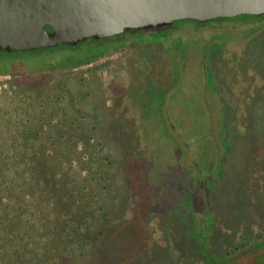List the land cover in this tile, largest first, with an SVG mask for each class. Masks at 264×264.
<instances>
[{"label": "rangeland", "instance_id": "obj_1", "mask_svg": "<svg viewBox=\"0 0 264 264\" xmlns=\"http://www.w3.org/2000/svg\"><path fill=\"white\" fill-rule=\"evenodd\" d=\"M262 25L258 37L249 31L251 24L242 22L204 28L201 33L208 44L203 50L207 47L208 54L202 62L201 52L194 53L199 58L183 63L149 54L131 74L125 92L131 111L121 115L117 126L104 118L107 111L69 108L73 96L68 80L46 77L36 55L19 60L26 67H18L21 72L15 81L0 73V95L32 97L42 120L60 127L55 128V137L63 130L69 146L78 150L72 155L75 169L81 161L91 171L89 177L100 174L98 182L89 181V204H81L83 217L74 219L83 224L84 255L73 264H168V252L159 254L150 248L162 243L189 251L190 245L174 227L171 242L164 244L165 229L161 232L158 225L172 217L165 210L170 200L179 202L172 221L179 220L180 229L191 238L198 229L202 201L210 211L216 204V230L221 232L231 223L223 210L231 211L237 221L246 211L254 214L258 209L264 215V168L260 170L255 154V139L260 138L264 123L259 103L264 91ZM185 29L190 33V27ZM5 114L0 106L1 135V123L10 118ZM75 114L85 118L75 119L78 124L73 125ZM209 142H214V150ZM131 187L142 200L129 214L132 222H123ZM98 190L93 199L91 194ZM154 214L158 218L149 219ZM207 219L206 228L211 230L213 222Z\"/></svg>", "mask_w": 264, "mask_h": 264}, {"label": "flooded vegetation", "instance_id": "obj_2", "mask_svg": "<svg viewBox=\"0 0 264 264\" xmlns=\"http://www.w3.org/2000/svg\"><path fill=\"white\" fill-rule=\"evenodd\" d=\"M226 22L251 24L252 27L250 26L249 31H251L253 37H258L259 26L264 25V16L241 14L229 18H215L207 22L180 19L174 21L172 30L160 36H156L151 32L133 31L107 39L88 37L83 41H79L75 46L58 44L49 48L41 47L29 51H0V73H8L11 81H15V76L21 72L18 67H26L19 60L22 62L27 61L36 55L38 57L37 65L46 77H52L57 82L64 79L68 80L67 86L73 96L69 101V108L74 111L75 109L107 111L104 118H108L107 121L111 122L112 126L113 124L117 126L115 123L121 118V115H129L131 111L130 104L125 97V92L131 86V74L137 73L135 69L138 68L141 62L143 64L149 54L155 52L157 55L161 54L163 57L177 63L192 61L199 57L200 62L205 61L208 53L207 47L203 50V46L208 44V40L201 33L202 30L213 24ZM187 26L191 29L190 33H187V29H185ZM263 28L264 26L261 29ZM240 35L242 34L238 36ZM240 38H237L238 41ZM262 46L263 44H261V48ZM195 52H201V55L195 57ZM141 57L144 59H140ZM84 65L87 67L81 71L80 68ZM79 89H83L82 95L79 94ZM259 103L264 109V91L262 102ZM75 115L71 119L73 125L78 124L75 119L81 122L85 118L84 114L79 118L77 114ZM262 116L264 121V111ZM259 137V139H255V154L259 156V166L262 171V168H264V123ZM139 198V193H135L131 187L125 200V215L123 214L121 217L123 222H132L129 214L134 204L142 200V198ZM167 204L165 210L166 212L169 211L170 215L167 214L172 217L162 218L163 221L158 225L161 232H163L162 229H165V236L164 234L163 236L166 241L164 244L171 242L170 231L174 227V229H178L180 238L184 239L191 247L189 251H184L182 248L161 246L163 243L154 242L153 245L159 244L160 246L150 247L151 250L159 254L168 252L171 258V262H168V264H264V215L258 209L254 211V214H248L246 211L239 217V221L230 213L231 211L226 210L225 213L223 210L222 215L225 216L226 214L225 218L229 219L231 223L221 232L216 230L218 228V219H215L216 204H213L210 211L205 209L206 204L202 201L199 203L201 210L198 216V229L195 236L191 238L188 233H184L180 229L181 223L179 220L172 221L176 218L173 212L179 206V202L170 200ZM253 204L256 203L253 202ZM256 215L258 216L257 220L254 219ZM153 218H158V216L156 214L149 216V219L152 220ZM207 218L213 222L211 230L206 228ZM184 222L186 225L191 224L188 214ZM158 238L161 239V237ZM91 249L89 248V250ZM104 249L107 250L106 247L102 248V250ZM79 250L81 251V249ZM76 255L80 257L84 255V252L80 256L79 253Z\"/></svg>", "mask_w": 264, "mask_h": 264}, {"label": "trees", "instance_id": "obj_3", "mask_svg": "<svg viewBox=\"0 0 264 264\" xmlns=\"http://www.w3.org/2000/svg\"><path fill=\"white\" fill-rule=\"evenodd\" d=\"M3 95L0 106L10 118L0 134V264H71L84 249L83 224L74 219L83 217L89 181L100 174L89 177L80 160L75 169L78 150L63 130L55 137L58 126L42 120L32 97Z\"/></svg>", "mask_w": 264, "mask_h": 264}, {"label": "water", "instance_id": "obj_4", "mask_svg": "<svg viewBox=\"0 0 264 264\" xmlns=\"http://www.w3.org/2000/svg\"><path fill=\"white\" fill-rule=\"evenodd\" d=\"M264 16V0H0V51L75 46L133 31L156 36L174 21Z\"/></svg>", "mask_w": 264, "mask_h": 264}, {"label": "crops", "instance_id": "obj_5", "mask_svg": "<svg viewBox=\"0 0 264 264\" xmlns=\"http://www.w3.org/2000/svg\"><path fill=\"white\" fill-rule=\"evenodd\" d=\"M212 142V141H211ZM211 142H209V143H211ZM214 143V142H213ZM213 143H211V145H210V148L212 149V150H214V145H213Z\"/></svg>", "mask_w": 264, "mask_h": 264}]
</instances>
